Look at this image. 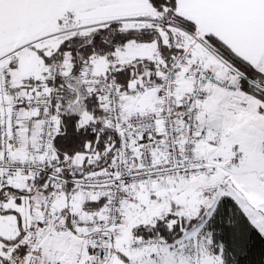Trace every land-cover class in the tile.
<instances>
[{"label":"snow or ice","instance_id":"1","mask_svg":"<svg viewBox=\"0 0 264 264\" xmlns=\"http://www.w3.org/2000/svg\"><path fill=\"white\" fill-rule=\"evenodd\" d=\"M0 264H264V0H0Z\"/></svg>","mask_w":264,"mask_h":264}]
</instances>
